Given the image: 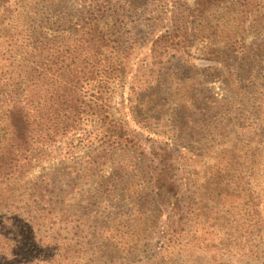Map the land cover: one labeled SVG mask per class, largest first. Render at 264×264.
I'll list each match as a JSON object with an SVG mask.
<instances>
[{
  "label": "rangeland",
  "instance_id": "374dc122",
  "mask_svg": "<svg viewBox=\"0 0 264 264\" xmlns=\"http://www.w3.org/2000/svg\"><path fill=\"white\" fill-rule=\"evenodd\" d=\"M82 1L94 0H60L54 10L68 17ZM227 1L132 10L118 0L130 17L126 92L140 103L126 130L138 144L107 146L87 116L77 139L50 146L29 174L45 178L52 199L32 200L26 178L0 189V264H264V0L230 10ZM21 2L16 13L32 21L35 0ZM42 7L38 18L57 34L53 6ZM17 14L0 35V76L33 64L17 44L24 33L5 40L29 26ZM169 30L177 48L160 61L147 42ZM120 106L116 94L111 116L122 117ZM159 146L175 151L174 194L157 187Z\"/></svg>",
  "mask_w": 264,
  "mask_h": 264
},
{
  "label": "trees",
  "instance_id": "16d2710c",
  "mask_svg": "<svg viewBox=\"0 0 264 264\" xmlns=\"http://www.w3.org/2000/svg\"><path fill=\"white\" fill-rule=\"evenodd\" d=\"M59 1L35 0L37 8L31 10L35 11L31 13L35 14L31 21L29 11L24 15L15 11L23 5L21 0H0V35L4 37V30L12 28L11 23L4 24L11 21V17L16 14L25 17L29 26L15 29L5 40L12 45L15 34L24 33L17 44L29 48L25 52L32 51L34 55L32 65L21 66L22 74L13 72L15 75L0 76V189H10L26 178L31 181L32 200L41 202L52 199V192L45 178L31 179L30 172L50 146H60L66 137L69 141L77 139L79 130L88 121L87 116L97 122L100 139L107 146L138 144L126 130V123L138 115L140 107V103L132 104V94L126 92V79L130 78L126 59L130 47L124 29L127 21L123 22V18L128 16H123L120 6H116L118 0H94L82 1L78 6L72 3L73 13L63 18L56 13L58 9L54 10ZM119 1L132 10H146L153 0ZM209 1L214 0H201L202 3ZM242 1H227L230 6L225 9L241 6ZM49 3L53 6L54 11L49 15L55 17L57 34H48L45 29H51L52 24L47 26V22L38 18L44 16L40 15V8ZM137 27L132 28H135L136 38ZM152 37L147 43L150 42L153 57L160 61L177 48L176 30L159 32ZM128 39L133 38L128 36ZM9 59L11 62L12 56ZM143 64L147 66L146 62ZM130 87L133 90L134 86ZM116 94L120 99L121 118L111 116L109 111ZM151 153L161 164L156 174L158 189L176 193L177 181L169 173L175 151L159 146L153 147Z\"/></svg>",
  "mask_w": 264,
  "mask_h": 264
}]
</instances>
